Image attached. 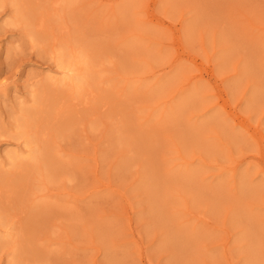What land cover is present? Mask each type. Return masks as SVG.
<instances>
[{"label": "rangeland", "instance_id": "1", "mask_svg": "<svg viewBox=\"0 0 264 264\" xmlns=\"http://www.w3.org/2000/svg\"><path fill=\"white\" fill-rule=\"evenodd\" d=\"M11 1L0 264H264V0Z\"/></svg>", "mask_w": 264, "mask_h": 264}, {"label": "bare ground", "instance_id": "2", "mask_svg": "<svg viewBox=\"0 0 264 264\" xmlns=\"http://www.w3.org/2000/svg\"><path fill=\"white\" fill-rule=\"evenodd\" d=\"M7 1H9V2H7ZM13 1H14V0H13ZM15 1H16V0H15ZM47 1L50 2L49 0H47ZM60 1H61V0H60ZM60 1H59V0H52L50 3H51L52 5H58ZM6 2H7V3H6ZM6 2H5L4 0H0V5H4V4H5V5H7V4H10V5L14 4V5H15V3H17V1L14 3V2H12V1L10 2V0H6ZM61 2H63V1H61ZM11 3H12V4H11ZM11 10H12V9H11ZM13 10H14V9H13ZM15 10H17V8H16ZM15 10H14V11H15ZM17 11H18V10H17ZM17 11H15L14 14L12 13V14H13V17H14V15H16V12H17ZM17 14H18V13H17ZM11 17H12V16H11ZM13 17L11 18L12 20H13ZM16 17H17V18H14V19L20 20V19H18V18H19L18 15H16ZM11 22H12V21H11ZM11 22H10V23H11ZM18 22H19V21H18ZM18 22L15 21V22H12L11 24H12V25H13L14 23H17V24H18ZM20 23H21V22H20ZM20 23H19V24H20ZM19 24H18V25H19ZM6 25H7V24H6ZM8 26H9V25H8ZM8 26H7V27H8ZM22 26H23V25H22ZM10 29H11V28H10ZM12 30H13V29H12Z\"/></svg>", "mask_w": 264, "mask_h": 264}]
</instances>
